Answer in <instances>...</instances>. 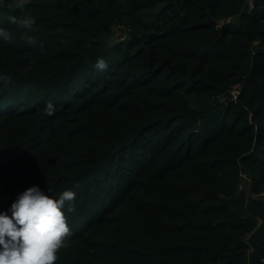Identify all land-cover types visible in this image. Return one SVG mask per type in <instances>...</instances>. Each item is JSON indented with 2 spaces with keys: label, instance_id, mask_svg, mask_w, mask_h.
<instances>
[{
  "label": "trees",
  "instance_id": "obj_1",
  "mask_svg": "<svg viewBox=\"0 0 264 264\" xmlns=\"http://www.w3.org/2000/svg\"><path fill=\"white\" fill-rule=\"evenodd\" d=\"M15 2H0L14 37L0 39V212L34 185L74 191L56 264H249L259 221L240 185L264 197V0ZM28 12L35 45L8 21ZM116 26L129 38L107 44Z\"/></svg>",
  "mask_w": 264,
  "mask_h": 264
},
{
  "label": "clouds",
  "instance_id": "obj_2",
  "mask_svg": "<svg viewBox=\"0 0 264 264\" xmlns=\"http://www.w3.org/2000/svg\"><path fill=\"white\" fill-rule=\"evenodd\" d=\"M8 21L24 30L22 38L29 45L36 44V39L28 34L36 23L30 12L20 17L9 15ZM0 39L11 42L14 37L12 32L0 28ZM94 67L104 71L108 64L98 58ZM0 83L8 86L13 78L0 74ZM45 113L55 114L52 103L46 104ZM75 196L74 191L65 189L56 198L36 185L19 193L11 206L0 212V264H56L59 251L68 247L72 235L64 209ZM74 210L67 209L68 212Z\"/></svg>",
  "mask_w": 264,
  "mask_h": 264
},
{
  "label": "water",
  "instance_id": "obj_3",
  "mask_svg": "<svg viewBox=\"0 0 264 264\" xmlns=\"http://www.w3.org/2000/svg\"><path fill=\"white\" fill-rule=\"evenodd\" d=\"M247 200L249 202L251 200L248 198V195H247ZM247 202H246V210L251 215L255 216L258 219V221L259 219L262 220V222L261 223L259 222L258 226L250 233V235L247 238V243L250 247L249 264H264V207L255 206L253 212H251L250 210H248Z\"/></svg>",
  "mask_w": 264,
  "mask_h": 264
},
{
  "label": "built area",
  "instance_id": "obj_4",
  "mask_svg": "<svg viewBox=\"0 0 264 264\" xmlns=\"http://www.w3.org/2000/svg\"><path fill=\"white\" fill-rule=\"evenodd\" d=\"M0 1H3V0H0ZM248 5H249V10L252 9L253 5L252 3L248 2ZM233 21V18H228L226 20H222L218 23V26H221L223 24H226V23H229ZM113 33L115 36H117V39L119 40H116V42H120V41H123V40H127L129 38V33H130V29L129 28H124L122 26H116L113 30ZM240 90H241V86L240 85H235L233 87V89L231 90L230 94L233 96L234 99H236L237 95L240 93ZM242 178H243V183L244 182H249V178L246 176V174H242ZM243 183L240 185V189H243L242 186H243Z\"/></svg>",
  "mask_w": 264,
  "mask_h": 264
},
{
  "label": "rangeland",
  "instance_id": "obj_5",
  "mask_svg": "<svg viewBox=\"0 0 264 264\" xmlns=\"http://www.w3.org/2000/svg\"><path fill=\"white\" fill-rule=\"evenodd\" d=\"M28 0H16V4L18 5V6H22V3H24V2H27ZM116 40H118L117 39V36H115L114 35V33L112 32L111 33V36H109L107 39H106V43L107 44H114V43H116ZM119 41V40H118ZM242 188L243 189H241V190H245L246 191V194L248 195V198L249 199H251L250 200V202L248 201L247 203V207H248V210H250L251 212H253V209H254V207L255 206H262V207H264V197H253V196H251L250 195V192H249V190H248V184H247V182H244L243 183V186H242ZM259 222L261 223L262 222V220L261 219H259Z\"/></svg>",
  "mask_w": 264,
  "mask_h": 264
}]
</instances>
